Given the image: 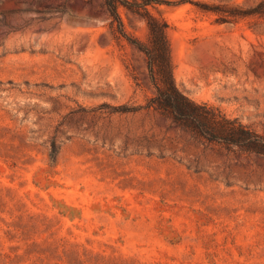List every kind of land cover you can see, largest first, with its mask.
I'll return each mask as SVG.
<instances>
[{
	"label": "rangeland",
	"instance_id": "374dc122",
	"mask_svg": "<svg viewBox=\"0 0 264 264\" xmlns=\"http://www.w3.org/2000/svg\"><path fill=\"white\" fill-rule=\"evenodd\" d=\"M127 1L0 0V264H264V154L153 106L133 42L264 135V0Z\"/></svg>",
	"mask_w": 264,
	"mask_h": 264
},
{
	"label": "trees",
	"instance_id": "16d2710c",
	"mask_svg": "<svg viewBox=\"0 0 264 264\" xmlns=\"http://www.w3.org/2000/svg\"><path fill=\"white\" fill-rule=\"evenodd\" d=\"M106 4L111 15L119 19V6L129 3L127 0H106ZM149 24L152 46L149 48L139 41L133 42L146 52L152 78L157 84L158 94L153 99V106L167 111L179 124L207 139L236 144L249 151L264 154L263 134L239 123L236 118H228L207 103H197L178 88L173 74L170 46L165 28L159 25L157 19L151 15ZM157 65L161 66L168 85L166 88L158 82L155 71Z\"/></svg>",
	"mask_w": 264,
	"mask_h": 264
}]
</instances>
